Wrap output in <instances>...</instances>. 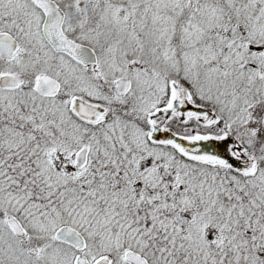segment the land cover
I'll use <instances>...</instances> for the list:
<instances>
[{"label":"snow or ice","instance_id":"1","mask_svg":"<svg viewBox=\"0 0 264 264\" xmlns=\"http://www.w3.org/2000/svg\"><path fill=\"white\" fill-rule=\"evenodd\" d=\"M0 264H264V0H0Z\"/></svg>","mask_w":264,"mask_h":264}]
</instances>
